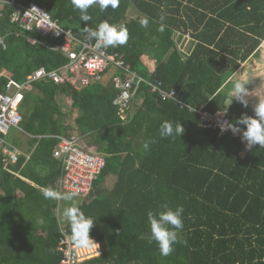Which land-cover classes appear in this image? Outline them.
<instances>
[{"label":"trees","instance_id":"1","mask_svg":"<svg viewBox=\"0 0 264 264\" xmlns=\"http://www.w3.org/2000/svg\"><path fill=\"white\" fill-rule=\"evenodd\" d=\"M15 2L35 3L85 42H96L86 39L85 27L95 29L102 21L125 26L127 43L107 52L118 54L144 79L173 89L181 106L141 85L132 108L119 114L113 101L120 91L111 83L112 76H122L118 69H108L99 82L78 90L49 80L33 83L19 106L29 155L19 154L15 163L0 156V264H59L58 225L72 235L70 222L57 216L66 202L46 199L43 190H58L62 168L52 152L58 137L73 132L88 147L96 146L105 161L88 194L77 197L81 211L96 218L90 237L103 250L82 264H264V149L247 150L238 139L204 128L195 112L202 106L210 114L225 110L224 83L264 41V0H119L117 8L105 11L93 5L88 22L80 20L72 0ZM14 10L8 2L0 5L5 42L0 93L9 79L20 84L40 68L50 71L67 63L52 49L58 40L12 24ZM145 17L146 28L140 23ZM174 33L195 42L186 58ZM226 111L233 123L242 114L253 115L252 108L236 101ZM166 120L180 122L184 133L160 137ZM149 138L155 142L145 151L142 144ZM5 140L14 148L22 144L10 132ZM162 203L184 207V227L168 256L149 242L146 213ZM38 218L45 223L38 224Z\"/></svg>","mask_w":264,"mask_h":264},{"label":"built area","instance_id":"2","mask_svg":"<svg viewBox=\"0 0 264 264\" xmlns=\"http://www.w3.org/2000/svg\"><path fill=\"white\" fill-rule=\"evenodd\" d=\"M7 2L15 7L10 17L12 24L24 32H35L44 37L58 40L59 43L52 49L59 51L67 59L65 65L54 70L47 71L40 68L32 72L20 84L9 79L4 92L0 93V156L7 158L9 163H15L20 153L16 148L11 147L5 138L10 130L23 134L20 128L22 116L19 112V106L25 92L30 91L33 83L40 80H49L56 85H70L78 90L92 81L99 82L103 73L108 69H118L123 74L122 76H112L111 83L116 90L120 91L113 101V106L117 108L119 114H124L132 108L141 85H146L148 91L157 95L161 100H169L181 106V102L173 89H166L160 81L153 83L132 72L118 54L108 53L99 41L85 42L76 39L70 31L61 28L57 21L53 20L46 11L33 2L21 6L15 0H0V5ZM27 41L32 45L36 43L33 38H27ZM0 46L5 49V42L2 37H0ZM1 75H5V73H1ZM203 109L202 106L195 112L200 115L204 128L216 129L220 135L227 134L238 139L240 144L245 146L239 134H233L231 131L223 133L220 131V123L232 122L227 111L226 114L224 111L210 114ZM58 141L57 147L52 152V157L61 163L62 168L57 189L61 193L78 190V197L84 198L90 190L92 181L103 169L104 158L100 153L89 150L75 135L68 138L58 137ZM254 147L260 148L259 145ZM58 229L60 235L56 250L61 255L59 264H82L102 255V245L97 240L93 239L98 248L95 245L90 248H78L72 241V235L66 232L63 224H59Z\"/></svg>","mask_w":264,"mask_h":264},{"label":"clouds","instance_id":"3","mask_svg":"<svg viewBox=\"0 0 264 264\" xmlns=\"http://www.w3.org/2000/svg\"><path fill=\"white\" fill-rule=\"evenodd\" d=\"M75 9L80 12V20L88 22L92 17L88 14V9L93 5H99L100 11H105L109 6L113 9L119 5V0H72ZM36 9V8H35ZM37 12H39L36 9ZM160 31L164 30V17H160ZM142 27H147L149 19L145 17L140 21ZM62 31V30H60ZM57 31V32H60ZM87 40L99 41L104 48L121 46L127 43L129 38L128 30L123 25L110 24L107 21L100 22L95 29L85 27ZM232 88L230 90L229 98H226L224 104L226 108L236 101L244 107H248L247 97L253 95L246 87L251 80L233 76ZM195 110V109H194ZM193 110V111H194ZM253 115L249 116L242 114L235 122H222L219 124L220 131H231L233 134H239L242 142L245 144L247 150L253 149L254 146L259 145L264 148V96L257 97L256 103L252 107ZM243 126L241 128L240 126ZM184 133V127L180 122L173 123L171 121H164L161 124L159 135L160 137H180ZM155 141L151 138L144 141L142 148L147 151L150 144ZM43 195L46 199H62L70 202L69 206L63 211V218L70 222L72 241L78 248H90L94 243L90 237V230L92 229L96 218L86 216L78 206L77 197L78 190H73L66 193H61L58 190L49 187L43 190ZM184 207L178 205L175 207L169 206L168 203H162L157 210H148L147 220L150 228V241L158 245L160 254L168 256L174 251V245L178 241V233L184 227L183 221ZM37 223L43 225L45 223L43 218H38ZM99 254V253H98Z\"/></svg>","mask_w":264,"mask_h":264},{"label":"crops","instance_id":"4","mask_svg":"<svg viewBox=\"0 0 264 264\" xmlns=\"http://www.w3.org/2000/svg\"><path fill=\"white\" fill-rule=\"evenodd\" d=\"M174 41L175 45L178 49V52L182 55V58H186L188 56L189 52L193 49L195 42L191 40L189 35H180L178 36L177 33H174ZM185 51L182 52V49ZM225 56V54H224ZM255 64V65H254ZM264 41L260 44V46L257 48V50L253 53L252 56H250L245 62L239 64V68L231 75L230 78H232L234 75L238 76L239 78L249 79L251 80L249 84L246 85V87L249 89L250 92H253V95H250L247 97L248 100V107L252 108L253 105L256 103L257 97L264 96V71L261 72V76L253 77L250 76V68H255L257 66V69L264 70ZM228 79L224 83V90L226 94V98H229L230 96V90L232 88V80ZM254 78V79H253ZM234 102V101H233ZM233 102L230 104L232 105ZM17 132V131H16ZM18 133V132H17ZM15 134V136L20 138V144L16 150L19 151L20 154L28 157L29 153L27 152V145H26V137L22 136V134L18 133ZM63 221V223H65Z\"/></svg>","mask_w":264,"mask_h":264},{"label":"rangeland","instance_id":"5","mask_svg":"<svg viewBox=\"0 0 264 264\" xmlns=\"http://www.w3.org/2000/svg\"><path fill=\"white\" fill-rule=\"evenodd\" d=\"M182 49V48H181ZM185 50L184 49H182V52H184ZM255 65V64H254ZM264 65V64H263ZM262 71H264V70H261V69H257V66L255 67V68H250V70H249V72H250V76H253V77H257V75L258 76H261V72ZM254 79V78H253ZM65 98H63L62 96H58V98L56 99L57 100V102H59L61 105H62V107L64 108V110H69V103L67 102V101H65L64 100ZM10 133H12L14 136H15V134L17 133L16 131H14V130H10ZM18 134V133H17ZM73 134H76V133H72V135ZM83 144L84 145H86V147H88V145L86 144V142L83 140ZM88 149L89 150H91L92 152H97L98 153V150H97V148H96V146H93V147H88ZM109 186V185H108ZM78 200V202H79V199H77ZM66 203H61V205H60V210L59 211H57V216H58V218H62L63 220H66V219H64L63 218V211H64V209L66 208V207H68L69 206V204H67V203H69V202H67V201H65ZM60 220V219H59Z\"/></svg>","mask_w":264,"mask_h":264},{"label":"water","instance_id":"6","mask_svg":"<svg viewBox=\"0 0 264 264\" xmlns=\"http://www.w3.org/2000/svg\"><path fill=\"white\" fill-rule=\"evenodd\" d=\"M175 35L173 34V37H174Z\"/></svg>","mask_w":264,"mask_h":264},{"label":"bare ground","instance_id":"7","mask_svg":"<svg viewBox=\"0 0 264 264\" xmlns=\"http://www.w3.org/2000/svg\"><path fill=\"white\" fill-rule=\"evenodd\" d=\"M229 106H231V105H229Z\"/></svg>","mask_w":264,"mask_h":264}]
</instances>
